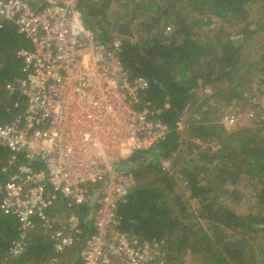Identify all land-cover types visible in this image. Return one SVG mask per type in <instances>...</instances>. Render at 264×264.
Segmentation results:
<instances>
[{
  "label": "trees",
  "instance_id": "16d2710c",
  "mask_svg": "<svg viewBox=\"0 0 264 264\" xmlns=\"http://www.w3.org/2000/svg\"><path fill=\"white\" fill-rule=\"evenodd\" d=\"M113 1L121 0H79L86 27L104 42L112 39L122 22L117 19L110 24L107 20ZM132 2L131 18L137 20L136 29L131 30L133 37L121 36L119 57L131 76L148 80L144 98L163 108L159 118L171 131L150 150L131 155L125 162L128 167L119 169L131 173L136 182L127 203L119 207L121 229L140 240L164 239L170 252L167 264H183L178 256L186 253L198 255L203 264H257L247 253L246 240L240 231L264 233V123L226 131L207 118L211 114L207 107L201 120H191L186 126L188 139L213 142L216 147L211 153L201 152V160L206 163L201 170L207 174L203 178L195 171L177 170L178 175L186 177L189 199L198 201L196 218L206 222L204 225L201 221H190L187 205L175 190L176 182L161 162L187 141L184 142L177 122L187 112L195 90L216 84L208 96L215 98L225 93L227 101L243 99L245 90L240 79L246 66L255 68L264 87V41L252 64L242 59L246 42L264 29V20L260 24L254 18L264 17V0ZM213 18L221 21V28L227 24L238 27L239 39H231L229 33L225 39L216 34L200 40L196 30L210 25ZM28 46V41L11 23L0 22V124L9 122L24 108V96L18 89L21 60L16 51ZM8 83L14 86L12 93L6 90ZM165 105L168 107L164 108ZM9 152L0 143V180L1 167ZM243 194L253 199L259 209L257 214L239 215L226 202L229 197L238 201ZM93 207L84 204L78 209L83 229L81 241L90 233L88 216ZM17 227L13 216L0 211V260L9 255L13 260L24 257L32 264H48L55 254L54 247L40 231L33 233L24 255H10ZM76 251H71L73 259Z\"/></svg>",
  "mask_w": 264,
  "mask_h": 264
},
{
  "label": "built area",
  "instance_id": "2783aa9c",
  "mask_svg": "<svg viewBox=\"0 0 264 264\" xmlns=\"http://www.w3.org/2000/svg\"><path fill=\"white\" fill-rule=\"evenodd\" d=\"M0 22L29 43L16 51L24 108L0 124V143L10 151L0 211L18 226L10 255H24L40 231L54 247L48 264H167L164 239L140 240L121 229L119 207L136 182L119 169L171 131L159 118L163 108L144 98L148 80L123 65L121 36L101 40L86 27L79 0H0ZM84 204L94 207L81 241Z\"/></svg>",
  "mask_w": 264,
  "mask_h": 264
},
{
  "label": "rangeland",
  "instance_id": "374dc122",
  "mask_svg": "<svg viewBox=\"0 0 264 264\" xmlns=\"http://www.w3.org/2000/svg\"><path fill=\"white\" fill-rule=\"evenodd\" d=\"M138 1V0H135ZM132 0H121L120 3L113 1L107 11V20L110 24L120 19L123 22L131 21L130 29L132 32L136 29L137 20L133 21L131 14L133 12ZM256 22L263 23L264 17H254ZM119 20V21H120ZM221 21L213 18V22L201 29L196 30V36L200 40H208L214 35H222V38L231 33V39L238 40L237 34L238 27L226 25L223 28L220 27ZM169 30V29H168ZM114 33V32H113ZM117 34V32H115ZM225 39V38H223ZM264 41V29L255 35L250 41L246 42L242 52L243 61H248L252 64L256 60V54L260 48V44ZM257 73L255 68L249 66L244 67L243 75L240 81H242L243 90H245L243 99H234L233 101H227V94L223 93L220 96L212 98L208 96L213 93L216 88V84H210L198 88L193 92L192 99L188 105L187 112L182 117V126L180 132L182 133L185 144L182 148L175 152L171 157L161 162L165 172L172 175L175 180V190L177 194L181 195L187 205V212L191 217L190 221H201L196 218V213L199 208L198 201L189 199L188 192L186 191V177L178 175L180 168L187 171L197 172L200 178H203L207 174L201 170V166L206 165L201 160V152H213L215 145L213 142L202 143L197 140L188 139V131L186 126L191 120H201L203 118V111L208 107L211 114H207L206 117L216 123L221 124L226 131L235 130L241 127H256L264 123V87L261 81L256 77ZM228 117V118H226ZM233 117L234 119H231ZM171 196V195H169ZM173 202V199H172ZM226 202L232 207V209L239 215L246 216L248 214H257L259 209L255 206L254 201L248 195L243 194L238 201H234V197H229ZM174 203V202H173ZM177 207L174 211L177 212ZM60 218L64 219V211L59 209ZM193 215V217H192ZM202 224L206 222L201 221ZM206 227V226H205ZM248 230L240 231L243 233V238L246 240V251L248 254L254 257L257 264H264V233L263 232H247ZM250 236V237H249ZM11 257H4L0 260V264H32L28 259L21 257L17 260L10 259ZM66 259L70 258L65 256ZM178 260L183 264H203L198 255L190 253L181 254L178 256Z\"/></svg>",
  "mask_w": 264,
  "mask_h": 264
},
{
  "label": "water",
  "instance_id": "95a60500",
  "mask_svg": "<svg viewBox=\"0 0 264 264\" xmlns=\"http://www.w3.org/2000/svg\"><path fill=\"white\" fill-rule=\"evenodd\" d=\"M130 25H131V21L128 20L127 22H123V23H120L118 28H117V34L120 35V36H126V37H133V34L131 32V29H130ZM128 165L124 164L121 166V168H127Z\"/></svg>",
  "mask_w": 264,
  "mask_h": 264
}]
</instances>
